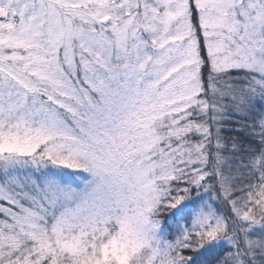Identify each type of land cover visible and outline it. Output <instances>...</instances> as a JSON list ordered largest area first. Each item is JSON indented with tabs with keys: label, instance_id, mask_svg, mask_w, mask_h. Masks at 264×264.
<instances>
[{
	"label": "snow or ice",
	"instance_id": "snow-or-ice-1",
	"mask_svg": "<svg viewBox=\"0 0 264 264\" xmlns=\"http://www.w3.org/2000/svg\"><path fill=\"white\" fill-rule=\"evenodd\" d=\"M0 264H264V0H0Z\"/></svg>",
	"mask_w": 264,
	"mask_h": 264
},
{
	"label": "trees",
	"instance_id": "trees-1",
	"mask_svg": "<svg viewBox=\"0 0 264 264\" xmlns=\"http://www.w3.org/2000/svg\"><path fill=\"white\" fill-rule=\"evenodd\" d=\"M225 136H230V137H236L237 133L235 130L234 125H226L225 126V132L223 133Z\"/></svg>",
	"mask_w": 264,
	"mask_h": 264
}]
</instances>
